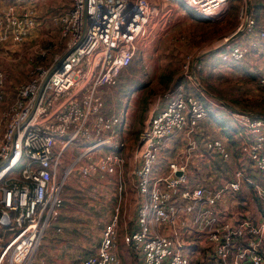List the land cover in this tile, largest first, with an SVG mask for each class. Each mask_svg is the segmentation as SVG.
<instances>
[{"label": "built area", "instance_id": "2783aa9c", "mask_svg": "<svg viewBox=\"0 0 264 264\" xmlns=\"http://www.w3.org/2000/svg\"><path fill=\"white\" fill-rule=\"evenodd\" d=\"M156 1L71 0L53 17L71 51L44 84L54 62L37 66L14 92L0 64V264L36 263L45 236L61 216L64 183L73 170L82 177L126 172L132 188L144 196L138 201L136 226L123 229L117 208L104 225L96 251L82 257L81 264H122L120 240L141 264H264V220L242 217V212L228 214L217 205L226 190L241 189L242 170L235 169L233 178L216 189L190 181L189 166L201 147V123L209 115L198 94H205L196 75L203 64L199 57L188 55L182 74L197 85V93L174 79L128 155L125 119L103 109L102 94L132 62L138 38L157 15ZM182 2L212 20L221 19L229 9V0ZM237 18L235 28L208 51H218L222 61L237 64L251 53L260 56L263 67L257 83L264 88V10L258 23L250 1L241 0ZM36 24L31 5L0 0V43H22ZM244 33L250 38L242 39ZM220 106L240 128V155L264 177V118ZM78 138L84 148L61 173L63 152ZM203 139L204 153L231 159L224 138L210 134ZM164 154L167 167L159 172L154 166ZM253 186L264 204V178ZM118 189L125 190L122 180Z\"/></svg>", "mask_w": 264, "mask_h": 264}, {"label": "rangeland", "instance_id": "374dc122", "mask_svg": "<svg viewBox=\"0 0 264 264\" xmlns=\"http://www.w3.org/2000/svg\"><path fill=\"white\" fill-rule=\"evenodd\" d=\"M156 2L158 3L157 15L152 18L146 33L138 38L132 62L122 70L117 83L110 91L102 94L104 111L120 114L125 119L126 127L129 130L127 133V155L137 143L140 132L158 98L174 79L179 78L180 81L186 83L190 91L197 93V85H193L182 75L183 65L188 55L201 56L202 67H206V72L200 82L212 92L219 93L224 101L233 104L235 108L249 110L250 104L257 99L264 98V89L258 87L256 82L259 74L258 69L263 65L261 61L251 65V74L248 75L242 70V65L241 67L229 65L219 59H215L212 63L207 59L210 56H206L210 52L208 51L210 45L228 35L235 28L237 6L241 0H229L228 14L217 20L202 17L197 10L182 0H159ZM20 3L22 6L31 5L35 9L37 24L22 43H0V64L6 70L11 92H14L21 83L30 79L29 74L33 62L40 60L38 56H43L46 61L55 62V58H60L66 51V41L53 17L68 8L71 0H20ZM210 69L212 74H210ZM198 94L200 95V93ZM200 98L206 104L210 103V111L212 110L218 120L223 123L226 121V127L227 124L236 125L233 117L222 109L219 102H210V98L204 94L200 95ZM162 101L166 102V99ZM214 121L216 120L211 117L209 112L206 126L203 125L202 133L199 134L202 153H204L202 142L205 136L219 134L220 137H227L223 130H217L219 127L220 129L226 127L216 121L219 124L216 129ZM210 125L215 128L214 131ZM205 127L210 129V133L206 132ZM81 139H76L71 147L63 152L61 173L65 172L78 153L83 150L84 144ZM227 140L229 141V138ZM104 150L105 148L102 149V151ZM204 155L208 156L209 160H205L211 165V169L207 167V164L204 171L199 174V167L196 165L198 161H196L190 164L189 177L191 173H195L196 177L203 176L205 178L210 175V181L214 183L215 179L221 176L219 173H231L232 167H235L232 164L236 162L235 159L238 156L234 153L231 160L222 161L209 153H204ZM192 164L195 166L194 170L191 168ZM247 164H249L248 161ZM154 167L159 172H163L167 166L166 163L158 161ZM211 171H215L216 174L212 175ZM108 175L113 174L106 176ZM106 176L101 177L95 172L88 177H82L78 170H73L67 176L64 183L65 205L62 214L45 236L35 264H80L82 257L96 249L101 240L104 223L108 222L116 212L120 197L119 189L117 186L115 188V185L113 186L112 182H109L110 180H106ZM194 180L195 178L190 177V181L197 184L198 181L194 182ZM106 189L116 194L101 193ZM255 206L258 210L262 207V205ZM125 211V220L129 214L135 215L132 206L126 205ZM58 226L61 227V230L57 229ZM128 253L132 252L128 249ZM133 259L134 264H139L135 258Z\"/></svg>", "mask_w": 264, "mask_h": 264}, {"label": "crops", "instance_id": "0c3cea01", "mask_svg": "<svg viewBox=\"0 0 264 264\" xmlns=\"http://www.w3.org/2000/svg\"><path fill=\"white\" fill-rule=\"evenodd\" d=\"M245 34L246 33L242 34V39H246L247 40L248 38H250V36H246ZM218 53H219L218 51L209 52L206 56H210V58L208 57L207 59L210 62H212V63L214 62L215 59H219L220 61H222L219 58ZM203 56H202V58H203ZM199 58L201 59V56ZM211 58H212V60H211ZM204 59H205V57H204ZM258 61H261L263 63L262 58L260 56H257L254 53H251V54L247 55L242 60V62H240V64H238V66L241 67V65H242V70H244L245 73L250 75L251 74V69H252L251 65L252 64L255 65ZM222 62H224V61H222ZM225 63H230V62H225ZM223 67L226 68L225 66H223ZM262 67H263V65L261 66L260 69H258L259 73H260ZM256 81H257V78H256ZM204 92H205L204 96H208V98H210V102H213L214 98H213L212 94H210V91L207 89V91H204ZM164 105H165V102L162 101L160 103V106H164ZM207 105H208V108L210 109V103L207 104ZM229 107H232V106H229ZM233 107H234V105H233ZM244 111L249 112L254 117L264 118V117H262V115H264V113H261V112L260 113L259 112L255 113V112L250 111V110H244ZM213 124L217 126L216 129L219 127V124L216 121H214ZM201 125H202L201 128L203 127V125L206 126V119H204L202 121ZM210 126H211L212 131H214L215 128L212 125H210ZM232 127H234V126H231V128ZM235 127L237 128L236 135L234 134L235 135L234 139L236 140L235 143L231 142L230 139L228 141L227 137H223L222 136L223 138H225V140H226V142L228 144V147L231 149L232 154H234V153L238 154L237 158L235 159L236 162H234V164H232V166H235V167H232L231 173L230 172L219 173V176H220V174H221V176L218 177L217 179H215V183L210 181V178H209L210 175H209V177L205 178L203 176L202 177L201 176L196 177L195 173H191L190 177L192 179L195 178L194 182L198 181L197 184H202V185H204L206 187H211V188L216 189V188H220V186H222L227 181H229L230 179L233 178V172H234L235 169H237V168L241 169L242 173H243V176H244V181L242 182L241 189L238 190V191H233V192L226 190V192L222 193L220 198H218L217 205L220 208V210H222L223 212H226L228 214L231 213L232 215H240V213L242 211V217L247 216V217H252V218H255V219H260L261 216H262L261 212L257 209V207L255 205H264V204L258 199V197H257V195H256V193L254 191L255 189L253 187V183L254 182L263 181L264 177H263V174H261V172H259L251 164V162L249 161V159L246 156L240 155V152H239V142H240L239 132H240V128H238V126H236V125H235ZM205 129H206L207 133H210V129L208 127H205ZM217 130H221L220 127ZM242 131H243V129H242ZM205 158H207V156L202 153V149H199L197 154L195 156H193V159H192L191 163H195L196 161H198V163L196 165L199 167V171H198L199 174H200L201 171H204V167L207 164H208L207 165L208 168L211 167V165L209 163H207ZM247 161H248L249 164H247ZM159 162L160 163H162V162L166 163V158H164V155H163V157H161ZM191 168H193V170H194L195 166H193V164H192ZM190 171L191 170L189 169V172ZM212 173H213L212 175L216 174L215 171H213ZM258 173H260V174H258ZM128 174H129V172H128ZM108 176H106V180H110L109 182L110 183L112 182V185L113 186L115 185V188H116V186L118 188V184H119V182L121 180L125 183V190L123 192L118 191L119 194H120V197L118 199V204H120V208H119V205H118V207H116L119 210V217H120V221H121L122 226L123 227H127V226L128 227H134V226H136L137 207H138L137 205H139L138 201H142L143 200V198H144L143 194L137 193V191H135L132 188V186L130 184V179H129L128 175L126 174V172L123 173V176H118L116 174L110 175L109 177ZM101 193H105L107 195L108 194H110V195L111 194L112 195L116 194V193L115 194L111 193V191H108V189H106L105 191H101ZM112 198H114V197L112 196ZM121 205H122V213H121ZM126 205H129L130 207L132 206L133 209L135 210V215L133 216V215L129 214L127 216V220H125V218H126L125 217V213H126L125 207H126ZM241 205H242V208H240ZM104 225H105V223H104ZM128 249L132 253L129 254L128 253ZM68 250H70V249H68ZM93 251L94 250H92L88 255L92 254ZM118 254H119L120 258L122 259V264H134V259L133 258H135V260H137L138 263L141 264L140 263V259L137 257V255H135L136 253H134V251L129 246H127L122 240H120V242H119Z\"/></svg>", "mask_w": 264, "mask_h": 264}, {"label": "trees", "instance_id": "16d2710c", "mask_svg": "<svg viewBox=\"0 0 264 264\" xmlns=\"http://www.w3.org/2000/svg\"><path fill=\"white\" fill-rule=\"evenodd\" d=\"M250 1V7H251V11H252V13H253V15H254V17H255V19H256V21L259 23V15H260V11L263 9L264 10V3L262 2V1H260V0H257V1H253V0H249ZM240 4V3H239ZM239 4H238V6H239ZM238 6H237V9H238ZM230 8V7H229ZM228 11H229V9H228ZM228 11H227V13H226V15L228 14ZM225 15V16H226ZM202 16V15H201ZM203 17V16H202ZM204 18H206V17H204ZM206 19H209V18H206ZM236 19H237V22H238V18H237V16H236ZM210 20V19H209ZM237 25V24H236ZM38 58H40V60H36V61H34L33 62V65H32V68H31V72H30V74H29V76L31 77V75L34 73V70L36 69V67L37 66H39V65H43V66H45V67H49L50 65H51V63L52 62H50V61H46V60H44L43 59V56H38ZM226 62H230V63H228L229 65H235V66H238V64L236 63H234V62H232V61H226ZM205 72H206V67L205 66H203L202 67V69H199V70H197L196 71V75H197V77H198V79L199 80H202L204 77H205ZM210 74H212V71L210 70ZM257 82V81H256ZM257 85H258V87H260L261 89H264V88H262L258 83H257ZM206 88H207V86H206ZM209 91H210V94H212V96H213V101H217V102H219L220 103V105L221 104H227V105H229V106H232L233 107V104H231V103H227L226 101H224L222 98H221V96H220V94L219 93H214V92H212L209 88H207ZM200 95H202V94H200ZM199 95V96H200ZM203 96V95H202ZM221 102H223V103H221ZM249 110L250 111H253V112H255V113H257V112H261V113H264V98L263 99H257L256 101H254L252 104H250L249 105ZM209 112H210V115H211V117L213 118V119H215L216 121H218V122H220L222 125H223V127H226V121H225V123H223L222 121H220V120H218V118L215 116V114L212 112V110L210 111V109H209ZM262 117H264V115H262ZM221 130H223V132L227 135V138H229L230 139V141L231 142H233V143H235L236 142V140L234 139L235 138V135H236V131H237V128L234 126V127H232L231 128V126L230 125H228L227 124V127L226 128H222L221 127ZM235 134V135H234ZM207 156V155H206ZM208 157V156H207ZM205 159H207V160H209L208 158H205ZM254 187V186H253ZM255 189V188H254ZM255 191V190H254ZM255 193H256V191H255ZM259 199V198H258ZM260 200V199H259ZM260 212H261V218L260 219H255V218H252V217H250L252 220H254V221H257V220H264V205H262V207H260V210H259ZM131 248V247H130ZM132 249V248H131ZM94 251L92 252V253H94L95 251H96V249H93ZM133 250V249H132ZM134 251V250H133ZM135 253V252H134ZM198 262H200L199 260H197ZM80 264H81V260H80Z\"/></svg>", "mask_w": 264, "mask_h": 264}, {"label": "water", "instance_id": "95a60500", "mask_svg": "<svg viewBox=\"0 0 264 264\" xmlns=\"http://www.w3.org/2000/svg\"><path fill=\"white\" fill-rule=\"evenodd\" d=\"M232 37H234V35H232ZM71 51V49H68V50H66L62 55H61V57L57 60V61H55L51 66H50V68H49V70H48V73H47V75H46V77H45V79H44V81H43V84L45 83V81L47 80V78L50 76V74L61 64V62L63 61V59L66 57V55L69 53ZM197 79V78H196ZM197 81H198V84L202 87V89L204 90V91H207V89H206V87L197 79ZM181 173V171H178L177 172V174H180ZM1 214V213H0Z\"/></svg>", "mask_w": 264, "mask_h": 264}]
</instances>
